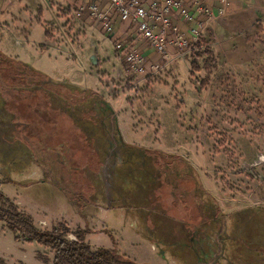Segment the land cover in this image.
<instances>
[{"label":"rangeland","instance_id":"obj_1","mask_svg":"<svg viewBox=\"0 0 264 264\" xmlns=\"http://www.w3.org/2000/svg\"><path fill=\"white\" fill-rule=\"evenodd\" d=\"M68 19L45 26L33 18L26 32L22 24L0 28V51L48 69L54 81L99 83L95 91L106 101L125 98L120 107L113 102L117 148L98 154L70 117L51 107V86L33 90L16 67H4L0 192L38 228L64 222L86 229L92 247H115L139 263L264 264V20L226 41L217 35L221 48L209 29L203 42L211 54L189 53L170 65L160 60L157 72L135 84L133 76L110 75L119 38L79 33ZM70 50L106 64L80 69ZM133 147L163 155L150 164ZM154 169L156 186L148 189ZM112 185L131 192L126 201L111 202ZM52 258L44 245L16 241L0 221V264Z\"/></svg>","mask_w":264,"mask_h":264},{"label":"trees","instance_id":"obj_2","mask_svg":"<svg viewBox=\"0 0 264 264\" xmlns=\"http://www.w3.org/2000/svg\"><path fill=\"white\" fill-rule=\"evenodd\" d=\"M205 47L206 45L203 39L200 40L198 47L193 50V54L197 56L203 51L211 54V50ZM191 63L193 64V62ZM4 67L7 69L16 67L18 73L21 75L19 77L20 80L25 81L24 86H31L33 90L37 91L38 88L51 86L53 92H47L51 107L59 109L69 116L74 126L92 144L98 154L105 157L110 150L117 148L112 139V136H117V132H114L112 124L114 111L109 102L97 91L54 81L46 74L37 71L28 64L0 51V71ZM64 90L68 94H65ZM2 104L3 102L0 97V113H3ZM2 123H4V120L0 117V124ZM133 148L135 154L140 153L137 154L139 159L146 157L150 164L154 161V156L163 155L161 152H156L151 155L144 151V149ZM129 149L131 148H126V150ZM153 166L155 167L154 164ZM156 176L157 169H154L153 179L149 178L151 186L145 185L146 188L152 189V185L154 187L156 186L154 179ZM140 182L136 181L139 188L141 186L139 184ZM111 189L113 194L111 195L109 191L108 194L112 199V203H118L115 196L126 201L129 194H131V192L126 193V189L121 185L119 187L112 185ZM150 192L152 191L150 190ZM0 221L4 229L12 232L16 241L36 242L48 247L53 253L52 264H148L131 260L127 256L119 253L115 247H92L85 241L84 235L87 230L80 227L72 229L66 223L58 222L50 229H40L35 225L29 213L20 209L12 199L8 198L2 192H0ZM70 235L73 237H70ZM208 257L206 256L205 260Z\"/></svg>","mask_w":264,"mask_h":264},{"label":"built area","instance_id":"obj_3","mask_svg":"<svg viewBox=\"0 0 264 264\" xmlns=\"http://www.w3.org/2000/svg\"><path fill=\"white\" fill-rule=\"evenodd\" d=\"M102 8L96 0H81L73 9L72 19L86 14L101 25L106 33L113 31L112 14L129 23L137 35L160 56L164 64L193 53L204 38L209 23L227 14L228 0H106ZM175 13L187 23V31L173 21ZM200 15V16H199ZM201 17V18H200ZM114 49L123 55L127 73L157 72L161 64L143 65V56L131 41L116 40ZM175 50L171 53L169 49ZM202 48V47H201Z\"/></svg>","mask_w":264,"mask_h":264},{"label":"crops","instance_id":"obj_4","mask_svg":"<svg viewBox=\"0 0 264 264\" xmlns=\"http://www.w3.org/2000/svg\"><path fill=\"white\" fill-rule=\"evenodd\" d=\"M80 1L81 0H0V28H4V27L8 28L10 27V25L22 24V29L23 31H25L26 30L25 25H27V29H28L27 23H29V21H32L33 18L39 21H44V23L47 24L45 26H54L57 24H60L61 26L63 22H60V18L63 17L64 21L69 20L68 17L69 16L72 17L71 10H73L77 6V4L80 3ZM96 1L98 4H100L102 8L108 7L106 0H96ZM111 19L113 22V31L110 33H106L99 23H97L92 18L88 17L86 14L82 15L78 21H74V19H72L71 26L69 27L73 29L78 27L77 29L78 32L83 34H86L87 32H99L102 38H109V37L114 39L119 38L127 42L128 41L133 42L139 48L143 56V65H145L147 69H149L152 64L160 63L161 60L160 56L147 44V42L144 39H141L137 35V33L134 31L133 27L129 23H123L115 13L112 14ZM263 20H264V0H228L227 14L225 16L218 17L212 20L207 27V31L211 29L212 35L215 36L214 38H216V40L213 41V44L215 47L218 48L220 47L219 44L222 40L226 41L229 40L227 38L240 35L243 31L254 28L256 23L259 24V22ZM173 21L177 22L179 26H181V29L187 31L188 28L187 23L182 22L179 16L177 15V13H175V16L173 17ZM45 33H49V32L45 31ZM217 35L219 37L220 36H224V37L220 41ZM225 35H229V37H225ZM92 41L90 45L93 46L94 42ZM55 46H57V50H62V47L60 45L56 44ZM169 51L171 53H175V50L172 48L169 49ZM69 53L73 57V59L77 61L78 64H80V69L81 68H83V70L87 69V71L89 70V72L90 69H88V66H90V64L97 65V68L100 66H104L106 64L105 62H101L100 59L96 58L93 54L92 55L89 54L87 51L85 53L79 54L74 50H70ZM76 54H78V57L76 56ZM115 55H116V64H112V65L113 66L115 65L116 68L115 70L112 68V74L110 73L108 74L114 76H120V77L133 76L135 77V80H133L132 83L135 84L136 82L139 83L140 81L143 80V76L141 74L131 75L130 73H127L126 63L124 61V58H122L123 55L120 52ZM88 56H89V60H88ZM66 57L68 59V56ZM57 58L58 57H55L56 61ZM176 61L172 63L175 64ZM43 63L46 64L44 61ZM168 65H170V63ZM45 68H49V66L47 65V67ZM36 70L44 74H47L48 69H44L45 71H43V69L38 67V69ZM146 75H150V74H146ZM101 83H103L102 80ZM99 85H100L99 83L98 85L95 83L93 85H87L86 88L100 90ZM114 101L116 103V106L120 107L124 103H126L127 100L123 97H120V99L118 98L116 100L112 99L108 101L109 104L111 103L113 107L114 114L116 116H119L118 108H115L113 106ZM163 112L168 115V120H170V116L172 115L173 120L175 121V116L174 114H172L170 110L164 109ZM85 241H87V238H85ZM107 248H112V247H107Z\"/></svg>","mask_w":264,"mask_h":264}]
</instances>
